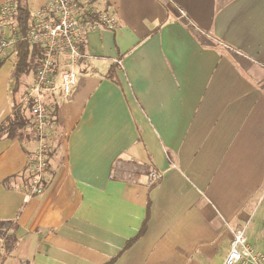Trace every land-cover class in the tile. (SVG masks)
Returning a JSON list of instances; mask_svg holds the SVG:
<instances>
[{"label": "crops", "instance_id": "obj_1", "mask_svg": "<svg viewBox=\"0 0 264 264\" xmlns=\"http://www.w3.org/2000/svg\"><path fill=\"white\" fill-rule=\"evenodd\" d=\"M90 3L117 23L83 32L91 58L49 102L42 194L26 198L33 134L0 133V264H223L235 228L264 255V0ZM10 58L0 129L13 117Z\"/></svg>", "mask_w": 264, "mask_h": 264}, {"label": "built area", "instance_id": "obj_2", "mask_svg": "<svg viewBox=\"0 0 264 264\" xmlns=\"http://www.w3.org/2000/svg\"><path fill=\"white\" fill-rule=\"evenodd\" d=\"M95 0H49L32 13L24 34L18 32L17 5L7 1L0 8V58L15 50L19 41L42 49L39 65L20 98V108L29 114L25 128L36 140L30 189L26 198L42 194L49 175V130L57 119L50 100L69 97L78 83L77 69L91 56L82 49L83 32L102 28L113 29L116 19L94 8ZM122 66V61H117ZM9 126V122L5 124ZM161 175L155 170L149 175L152 185ZM231 247L223 264H264V255L248 242L242 228L232 230Z\"/></svg>", "mask_w": 264, "mask_h": 264}, {"label": "trees", "instance_id": "obj_3", "mask_svg": "<svg viewBox=\"0 0 264 264\" xmlns=\"http://www.w3.org/2000/svg\"><path fill=\"white\" fill-rule=\"evenodd\" d=\"M17 5V27L20 34H24L32 19L31 12L25 6V0H15ZM42 55V49L38 45L31 46L26 41H19L15 48V61L13 64L12 77L15 80V90L13 92V117L8 121L9 126L5 129V125L1 126L0 133L6 135L11 139L24 140L27 134L24 132V128L27 122L22 110L20 109V98L15 96L19 93L21 85L25 79L34 75L39 60ZM134 241V240H133ZM132 241L127 245L130 246ZM8 255L11 254L14 249L10 242L7 244Z\"/></svg>", "mask_w": 264, "mask_h": 264}, {"label": "rangeland", "instance_id": "obj_4", "mask_svg": "<svg viewBox=\"0 0 264 264\" xmlns=\"http://www.w3.org/2000/svg\"><path fill=\"white\" fill-rule=\"evenodd\" d=\"M14 51H15V50H13V51H12V50H8V51H7L8 60L11 59L10 57H11L12 53H14ZM6 60H7V59H6ZM25 81H27V83H28V80L25 79ZM23 93H24V92H23ZM5 126H6V125H5ZM6 128H8V126H6L5 129H6Z\"/></svg>", "mask_w": 264, "mask_h": 264}]
</instances>
